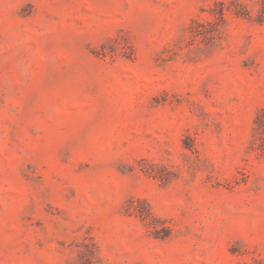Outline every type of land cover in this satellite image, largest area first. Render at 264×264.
<instances>
[{
	"label": "rangeland",
	"instance_id": "374dc122",
	"mask_svg": "<svg viewBox=\"0 0 264 264\" xmlns=\"http://www.w3.org/2000/svg\"><path fill=\"white\" fill-rule=\"evenodd\" d=\"M264 0H0V264H264Z\"/></svg>",
	"mask_w": 264,
	"mask_h": 264
},
{
	"label": "trees",
	"instance_id": "16d2710c",
	"mask_svg": "<svg viewBox=\"0 0 264 264\" xmlns=\"http://www.w3.org/2000/svg\"><path fill=\"white\" fill-rule=\"evenodd\" d=\"M257 123H259V126L261 125H264V109H262L259 113V115H257Z\"/></svg>",
	"mask_w": 264,
	"mask_h": 264
}]
</instances>
